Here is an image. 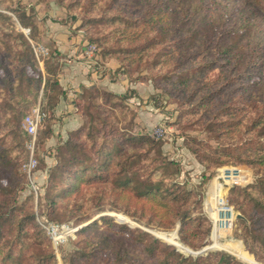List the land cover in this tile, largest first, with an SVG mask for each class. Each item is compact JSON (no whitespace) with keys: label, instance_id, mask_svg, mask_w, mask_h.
<instances>
[{"label":"trees","instance_id":"obj_1","mask_svg":"<svg viewBox=\"0 0 264 264\" xmlns=\"http://www.w3.org/2000/svg\"><path fill=\"white\" fill-rule=\"evenodd\" d=\"M5 1L0 0V128L6 136L18 137L26 110L40 94V110L50 113V126L58 96L65 97L66 93L59 85L55 67L44 62L41 68L33 56L30 42L39 41L43 20L26 15L20 8L12 9ZM226 2L59 0L58 4L73 20H82L84 36L103 50V61L117 58L126 73L142 68L157 70L155 81L163 84V92L189 105L202 130L217 144L213 147L202 140H190L195 146H189V150L205 170L211 173L227 164L247 165L254 170L253 183L228 189L226 204L248 221L246 224L238 219V238L250 253L264 261V33L259 25H264V0H242L238 18L227 17ZM245 4L256 11L257 20L249 11L245 15ZM229 20L234 22L230 27L226 24ZM15 21L28 28V37L15 31ZM216 68L220 78L211 81L207 75ZM220 81L226 82L221 86ZM234 83H239L240 99L232 97V91L227 100H222ZM81 92L78 98L88 100L82 113L85 123L69 131L55 165L48 171L44 197L48 212L55 217L61 213L66 217L84 215L93 200H102L92 188L109 187L126 204L141 202L148 206H141L137 213L125 205L132 216L159 228L172 229L179 223L180 240L200 247L210 233V221L198 211L200 200L166 174L173 163L150 157L151 152L160 156L161 142L124 131L116 135L117 125L128 123L118 103L123 96L100 93L94 85ZM102 100L114 108L103 109ZM116 107L121 108L119 119L113 112ZM93 110L99 113L96 118L91 114ZM87 142L91 143L89 151L84 148ZM139 148L143 152H137ZM6 154L8 149L0 146V162L12 168L6 164ZM159 170L164 171L156 175ZM16 185L0 181V264H55L33 212L27 209L19 216L15 208ZM76 194L82 199L75 198ZM102 220L109 231H99L96 224L84 227L80 233L87 235L80 241L81 249L65 257V264H81L100 249L114 253L112 264H242L227 252L185 257L154 236L118 225L110 218ZM29 225L33 226L31 232L27 230ZM132 234L140 240V255L135 258L130 257L126 247L115 248L113 241L114 237L127 241Z\"/></svg>","mask_w":264,"mask_h":264},{"label":"rangeland","instance_id":"obj_2","mask_svg":"<svg viewBox=\"0 0 264 264\" xmlns=\"http://www.w3.org/2000/svg\"><path fill=\"white\" fill-rule=\"evenodd\" d=\"M8 1V6L12 9L20 8L24 11V13H26V15H34L37 19L43 20L39 41L30 42L33 56L39 67L43 68L44 62H46L49 66L55 67L58 72L57 64L59 62L60 53L57 52V49L53 46V44H51L53 40L47 36L52 31H55L56 33L58 32L57 30H54L52 26H61V29L67 31L69 30L70 32H78L81 35V39L85 41L82 50V57L89 61L94 69L97 68V70L102 72L106 71L110 78H122L125 80V84L128 83V87L125 85L122 93H117V95L124 97V99L118 103L120 107H123V112L124 115L127 116L128 123L118 124L116 135H119L123 133L122 131H124L127 135H133L136 137L147 135L152 140L161 142L160 156L157 153L154 154V152H151L150 157L156 160L163 158L166 159V161L173 163L172 166L167 168L166 174L172 175L175 182L185 186L187 191L192 192L196 198L200 200V208L198 211L202 212L211 224L210 233L200 247H196L192 244H186L180 240L178 230L177 233L174 234L179 223H176L175 227L172 229L159 228L157 226L150 225L142 217L132 216L130 212L137 211V213H139L141 206L144 209H147L148 206L141 202L136 205H133L132 202L126 204L117 192L110 191L109 187L92 188L93 194L101 195L102 200H93L90 211L84 215L77 217H66L64 213H61L58 217L51 215L45 206L44 200L46 184L48 181L47 175L49 169L55 165L58 151L63 143L68 139L70 131L66 129L64 130V133L58 132V129L63 127L61 124L63 122V117L69 115V110L67 108H59L54 111L52 116L53 123H50V126H47L48 118L51 117L50 113L44 112L45 116L41 120V124L39 125L35 137L33 155L37 160V166L31 173V177L28 176L22 169V165L28 160L31 154L30 150L27 148V143H29L31 137L24 132L22 125V134L18 137L11 135L6 136L3 134L2 128H0V146L8 149V156L7 154L5 155L7 157L6 164H10L12 167L9 168L3 161L2 163L0 162V181H2V183L11 182L14 185L17 184L15 187V208L19 210L18 214H21L19 216H23L25 214L23 212L27 209H30L33 212L34 221L40 228L43 239L47 240V245L54 254L56 261L55 264H65V257L69 256V254L73 253L75 250L81 249L83 244L80 241L86 237L87 233L81 234L80 232L87 225L96 224L99 231H109L106 229V226L102 224V219L104 218H110L118 225H126L131 229L145 232L154 236L160 242L171 246H173L171 244L173 242L170 243L166 240V237H168V234H174L176 235L178 242L193 252H196L203 247L216 246V248L208 250L205 255L213 252H227L237 261L244 264L238 257L235 256V254H233L232 251L219 246L226 243H240L244 251L247 252L255 262L258 264H264V261L257 259L252 253H250L243 244L242 240L238 238V234L241 232V224L238 222V219L240 218H237L236 215L239 214V212L235 211L233 206L226 204L228 189L232 186L245 187L253 183L256 179L254 170L247 165L233 166L231 164L217 167L211 173L205 170L203 165L198 162L196 156L189 150V146H195V143L190 142V140L193 138L202 140L204 143H209L213 147H216L217 144L202 130L200 124L197 122L198 116L195 117L192 115V111L188 109L189 105H183L179 100L174 99L163 92L161 87L163 84L160 81H155L157 78V70L142 68L139 71L132 69L131 73H126L124 67L117 60V58H111L107 62L103 61L101 56V52L103 50L98 46V44L89 42L86 36H84V31L80 28L82 20L79 17L76 20H73L68 15L66 9L58 4L59 0ZM241 1L242 0H227L228 18L230 16L238 18L236 14ZM1 8H4V6H1ZM247 11L250 12L252 19L257 20L258 15L255 13L256 11L254 9L252 10L250 4H245L243 12H246V16ZM226 24L230 27L234 24V22L229 20L228 22L226 21ZM226 24L225 26H227ZM259 25L260 30L264 33L263 23V26L260 23ZM12 27H14L15 31L21 32L23 35L28 37L29 31L26 32L28 28L20 27L16 21ZM1 30L4 31L3 28H1ZM44 36H46L45 39H43ZM89 44L95 46V51L92 54L93 58L91 60L87 59L84 54L86 49L85 47ZM261 48L264 51V43ZM207 76L211 81H218L220 78V70L218 68L213 69ZM225 82L226 81H220L221 86H223V83ZM234 85L235 86L230 87L225 91L226 94H223L222 100H227L232 91H234L232 97L236 100L240 99L239 95H241V90L238 89L239 83H234ZM82 89L83 87L79 90L80 92L77 94L75 100L73 102H69L70 105H72L73 110L76 108V113H78L81 117V124L85 123V117L82 113L87 107L86 103H88L87 99H84L83 101L81 97L78 98V96H82ZM23 90H25V88H23ZM98 90L100 93L107 92L103 88L99 87ZM227 94H229V96ZM41 96L42 95L40 94L38 99L33 101L29 109L26 110L24 117L29 113H32L33 109L37 107L40 108L39 101ZM87 96H85V98H87ZM101 96L102 95H100V97ZM32 98L33 97L30 96L29 101H31ZM62 98L65 99L66 97L58 96L59 101ZM103 103V109L111 110L114 108L110 102L106 101L105 103L103 101ZM120 107H116V111H113L117 115L118 119L121 115L119 112L121 111ZM93 111L94 112L91 111V114L95 116L94 118H96L99 113L95 110ZM129 121H131V123ZM124 128L126 130H122ZM50 131L51 133L48 134ZM19 138H21V140ZM89 145L91 146V143L87 142L84 147L85 150L89 151ZM137 152H143V149L139 148ZM162 171L164 170H159L156 175L160 174ZM232 171L239 172V175H241L242 178L240 180H235L229 177L226 178V175L230 176ZM226 172L229 173L225 174ZM214 178H217V182L221 186V194L223 192L222 198L225 202V208L231 209L232 211V219L229 227L222 228L218 233L219 245H215L213 243L212 231L214 218L216 217L219 220L223 218L221 217L222 215L220 211H218L221 207L217 205L216 201L214 203V207L207 203L209 188L212 185ZM77 197L82 199L81 195L76 194L75 198ZM74 202L75 201L73 200L71 204ZM125 205L129 206L128 209L130 212ZM241 219L245 221L246 224L248 223L243 216ZM27 230L30 232L33 231V226L29 225ZM117 232L119 231L117 230ZM156 233L159 238L154 235ZM160 233L166 235V237L163 238L160 236ZM90 236L94 237L93 234H90L89 237ZM113 241L115 248H119L120 246L126 247L130 257L135 258L140 255V246L137 244L140 240H137L134 234H132L127 241L124 237H114ZM144 244H146L145 240ZM178 252L185 257H196L194 255L184 253L181 250ZM113 258H115L114 253L110 254L109 250L103 251L100 249L95 251L93 258L84 259L81 264H112L114 262L112 260Z\"/></svg>","mask_w":264,"mask_h":264},{"label":"crops","instance_id":"obj_3","mask_svg":"<svg viewBox=\"0 0 264 264\" xmlns=\"http://www.w3.org/2000/svg\"><path fill=\"white\" fill-rule=\"evenodd\" d=\"M52 28L58 32L52 31L47 37L53 40L51 44L60 53L57 64L58 82L66 93V98H62L59 101L57 109L67 108L69 110V115L63 117V122L61 123L63 127L58 129V132L64 133V130H74L81 124V117L76 113V108L73 110L69 102L75 100L82 87L87 88L94 85L117 94L122 93L124 86L126 85L128 87V83L125 84L126 82L122 78H110L106 71L102 72L97 70V68L94 69L90 62L82 57L85 41L81 39V35L78 32L61 29V26H52ZM45 38L46 36L43 39Z\"/></svg>","mask_w":264,"mask_h":264},{"label":"bare ground","instance_id":"obj_4","mask_svg":"<svg viewBox=\"0 0 264 264\" xmlns=\"http://www.w3.org/2000/svg\"><path fill=\"white\" fill-rule=\"evenodd\" d=\"M229 172H226L225 174H227ZM223 176V175H222ZM233 178V179H237L240 180L242 177L241 175H239V172H234L232 171L230 176L226 175V178ZM208 204H211L212 207H214V203L215 201L217 202V205H219L221 208H219L218 211H220L221 213V218L220 220L218 218H214V224H213V231H212V240L213 243L215 245H219V231L222 228L225 227H229L230 225V221L232 219V212H230L228 209L225 208L224 206V201L222 198V194H221V186L220 184L217 182V178H214V181L212 183V185L209 188V192H208ZM219 215V214H218ZM214 216V214H213ZM217 216V215H216ZM175 234V233H174ZM174 234H168V237H166V235H161L163 238L166 237V240H168L171 244L177 246L178 248H180L182 250V252L187 253L189 249H187L186 246H184L183 244H181L180 242H178L176 235ZM220 247H224L230 251L233 252V254H235L236 257H238L244 264H258L257 262L254 261V259L247 253L244 251L242 245L240 243H226L224 245H219ZM216 247V246H213Z\"/></svg>","mask_w":264,"mask_h":264},{"label":"built area","instance_id":"obj_5","mask_svg":"<svg viewBox=\"0 0 264 264\" xmlns=\"http://www.w3.org/2000/svg\"><path fill=\"white\" fill-rule=\"evenodd\" d=\"M28 31L29 30H27L26 32ZM85 48L86 49L84 51V54L86 55L87 59L91 60L93 58L92 54L95 51V46L92 44H89V45H86ZM44 116H45V113L42 112L39 107H37L32 110V113H29L28 115H26L23 118V122H22V128L24 132H26V134L31 137V140L29 141V143H27V148L30 150L31 154L28 160L22 165V169L30 177H31V173L34 171V169L37 166V160L35 156L33 155V151H34V146H35V137L37 134V130ZM224 205H225V202H224ZM228 210L232 212L231 209H228Z\"/></svg>","mask_w":264,"mask_h":264},{"label":"water","instance_id":"obj_6","mask_svg":"<svg viewBox=\"0 0 264 264\" xmlns=\"http://www.w3.org/2000/svg\"><path fill=\"white\" fill-rule=\"evenodd\" d=\"M237 216V218H242V216L240 215V214H237L236 215ZM178 228H179V224L177 225V227H176V231H175V234L177 233V230H178ZM161 234V233H160ZM156 237H158L159 238V236L157 235V233L156 234H154ZM161 235H163V234H161ZM173 245V244H172ZM173 246H175V245H173ZM176 247V246H175ZM177 248V247H176ZM213 248H216V247H213V246H208V247H203L202 249H200V250H198V251H196V252H193V251H191V250H188V254H191V255H194V256H199V255H203V254H205L208 250H211V249H213ZM177 251H180L178 248H177Z\"/></svg>","mask_w":264,"mask_h":264}]
</instances>
